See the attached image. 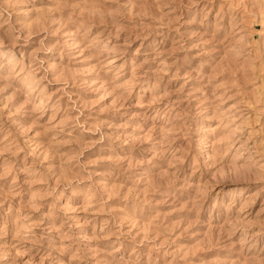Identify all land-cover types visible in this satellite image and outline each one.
Here are the masks:
<instances>
[{
  "label": "rangeland",
  "instance_id": "374dc122",
  "mask_svg": "<svg viewBox=\"0 0 264 264\" xmlns=\"http://www.w3.org/2000/svg\"><path fill=\"white\" fill-rule=\"evenodd\" d=\"M0 264H264V0H0Z\"/></svg>",
  "mask_w": 264,
  "mask_h": 264
}]
</instances>
